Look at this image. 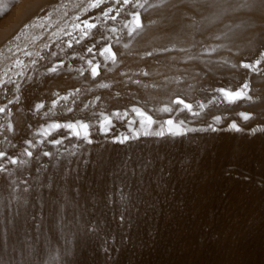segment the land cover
<instances>
[{
	"label": "rangeland",
	"instance_id": "374dc122",
	"mask_svg": "<svg viewBox=\"0 0 264 264\" xmlns=\"http://www.w3.org/2000/svg\"><path fill=\"white\" fill-rule=\"evenodd\" d=\"M5 1L0 0V107L5 108L0 113V151L5 153L0 158V167L4 169L0 171V264H264V132H252L253 128H264V16L258 26L253 24L252 18L255 10L264 5V0H221L220 13L211 15L208 22L205 21L206 12L197 13L198 16L190 6L175 4V0H148L147 3L146 0H135L132 5H142V16L147 19L145 27L175 36L158 38L145 34L132 40L135 35L129 37L126 34L128 30L122 29V19L110 22L112 26H118L117 33H122L96 44V51L109 43L115 47L125 42L128 43L127 52L121 51L116 65L109 63L107 66L97 55L95 60L102 65V78L99 75L95 80L89 66H85L87 60L93 58L86 48L95 43V39L89 38L87 42L84 40L80 45L68 48V38L64 35L68 27L67 30H71V21L80 11L77 7L80 0ZM211 1L214 2L211 5L217 2ZM237 6L238 10H249L236 13V18L244 24L249 21L248 24H253L244 25L242 39L238 35L234 37V22L223 19L235 13ZM39 16L44 21L39 20ZM178 19L182 22L178 23ZM251 29L254 30L252 37ZM175 32L179 34H171ZM236 39L245 41L234 50L231 47ZM138 40L140 45L129 43ZM224 48L229 51L222 52ZM53 52L57 53L55 57ZM41 56L44 59H40ZM81 56L83 60L79 58ZM59 58L64 61V67L57 73H49L47 69L58 63ZM33 59L37 61L34 66L31 65ZM17 60H26L23 65L29 67L23 78L15 76L22 70L16 66ZM257 60H260L259 65ZM246 63L252 64L250 69L243 66ZM79 66L83 67L86 77L80 74ZM6 71L8 75L3 77ZM9 75L20 84L19 92L15 91V84L5 82ZM102 83L109 86L100 88ZM243 85L247 87L243 88ZM221 88L243 89L250 97L228 103L219 91ZM177 98L186 99L198 114L181 110L182 106L175 104ZM54 101L57 103L52 109ZM40 103L44 108L37 112L35 106ZM86 104L87 108L84 107ZM133 107L146 110L154 117L157 121L154 129L172 118L183 119L192 128L213 124L218 131L189 133L171 143L166 139L143 136L133 142L141 146L136 148V155L153 159L164 156V163L173 174L176 192L172 199L177 206L163 214L158 209L154 218L150 216L141 221L138 229L130 233L135 240V244H130L120 242L122 230L117 227L119 185L122 180L133 188L138 185L136 178L120 174L117 166L127 145L114 144L112 139L129 134L127 119H117L113 114L127 112L128 118H135L131 111ZM166 107L172 112L165 113ZM68 108L72 111H67ZM50 110L55 115L45 116L44 113H50ZM241 113L250 115V119L244 121ZM103 115L110 116L114 125L106 135L99 129ZM216 116L221 117L219 124H215ZM75 120L93 122L90 128L92 144L72 137L65 139L63 145L53 146L47 141L37 145L30 149L32 158L23 154L28 147L26 141H35L41 126ZM232 122H236L242 131L229 130ZM66 135L61 129L48 140ZM72 143L80 147L77 156L71 157V164L62 159L54 166V159L42 155L38 163L37 153L48 150L55 155L58 148L63 151ZM10 157L17 158L18 164L12 165ZM21 159L28 163L20 165ZM42 164L47 165V171L37 172ZM25 188H28L27 192ZM61 210L66 219L75 216L81 222H97L100 231L87 235L81 231L78 236L62 232L59 227ZM37 224L40 225L38 230ZM149 230L152 238L148 237ZM112 235L116 237L115 241L105 243V237Z\"/></svg>",
	"mask_w": 264,
	"mask_h": 264
},
{
	"label": "snow or ice",
	"instance_id": "6c2138e0",
	"mask_svg": "<svg viewBox=\"0 0 264 264\" xmlns=\"http://www.w3.org/2000/svg\"><path fill=\"white\" fill-rule=\"evenodd\" d=\"M135 2V0H80L78 8L80 11L75 15L73 22L71 24V30H64V35L67 39V47L73 48V45H80L84 40L89 38H94L95 43L86 48L87 53L93 54L92 59L87 60V64L90 69L91 77L93 80L100 75V69L102 67L99 61H96L95 58L98 55L102 58L103 64L107 66L109 63L112 65L117 64V54L113 51L111 43L107 46H103L100 50L96 51V44L101 43V41H108L111 38L116 37L117 27L112 26L110 22H116L119 19L123 20V29H127V35L131 37L134 32L142 27L141 13L139 11H129V7ZM123 9V12H122ZM98 10V11H97ZM134 21V27H130L131 23ZM118 42V38H117ZM63 43V41H62ZM50 47V45H46ZM60 47V45H57ZM61 53L63 48H60ZM28 55H31L30 53ZM57 53L53 52L52 56L55 57ZM73 58H76V54H73ZM84 59L83 56L79 57ZM40 59H44L43 56ZM37 61L33 59L31 65H36ZM257 65L260 64V60H257ZM17 67H20L22 70L17 72L16 75L25 76V71L27 66L23 65V62L17 61ZM64 67V61L60 60L58 63L53 64L52 67L47 69L49 73H57L59 69ZM244 67L247 69L251 68V65L245 64ZM71 68V65H69ZM80 74L84 75V70L79 69ZM5 76L8 75L7 71L4 73ZM31 80V77L27 78ZM6 83L15 84V91L19 92L20 84L12 79L8 78ZM108 84H100V88H107ZM247 85H243V88ZM79 91V89H77ZM220 93L227 99L228 103H236L238 100L249 99L250 96H246L243 92V89L236 91H226L223 88L219 89ZM66 99V97L64 98ZM99 99V97H97ZM16 100H19V96L16 97ZM12 103V101H9ZM57 101H54L52 104V109H55ZM175 104L181 105V110H187L193 115H197L193 109V105L186 103L182 99H177ZM94 106V105H93ZM36 111L44 108V104L40 103L36 106ZM85 108L88 107L86 104ZM203 108V105H200ZM5 111L4 107H0V113ZM67 111H72L71 108H68ZM132 113L135 114V118H128V113H114L113 115L117 119H127V128L129 134H121L114 136L112 143L127 145L125 150V155L121 158V163L117 166L120 170V174L127 177L131 175L136 178L135 183L138 187L133 188L132 185L125 183L123 180L119 185V198L117 201L118 208L117 211L119 215L117 217L118 224L117 227L122 230L123 239L120 241H128L130 244H135V240L130 233L134 229H138V225L141 221L147 220L150 216L155 217L157 210L159 209L160 214H163L165 210H170L177 206L172 198L175 195L176 187L172 183L173 174L170 170V167H166L164 163V156H157L153 159L151 156L142 157L141 155L134 154L136 148L141 147L139 144L133 142L140 140L141 136L143 137H156L161 140H167L171 143L172 141L178 140L187 136L189 133L193 132H216L218 129L213 125L209 124L206 128H192L187 126V122L183 119L174 120L169 118L159 124L158 128H153L154 124H157V121L153 118L152 115H149L142 111L140 108L133 107L131 109ZM165 113L172 112L171 108H164ZM49 114L55 115V112L50 110L49 112L44 113L45 116ZM242 119L248 121L250 115L241 113ZM221 121L220 116L215 117V124H219ZM138 124V127L136 125ZM93 127V122L87 120H75L68 121L65 123L53 122L47 124L46 126H41V128L36 132L35 141L29 140L26 141L28 147L24 149L23 154L28 158L33 157V151L37 145H43L45 141L56 145H63L64 140H71L72 137H75L77 141H84L87 144H92L93 140L90 139V128ZM114 127L112 119L108 115H103L99 121V129L102 134H107ZM63 129L67 135L61 136L60 138L54 140H48L49 136H52L54 132H58ZM8 130H12V125H8ZM229 130L240 132L242 131L241 127L237 125L236 122H232L229 126ZM256 131L264 132V128H253V134ZM15 146V145H13ZM80 145L72 143L69 148H64L61 151L57 149L55 155L48 151L43 150L41 153H37L36 159L39 160L40 155L43 157H49L50 159L55 160V165H59L62 159L66 160L68 164L72 163L71 157L77 156V151ZM5 155L4 152L0 151V158ZM9 161L12 165H17V158L10 157ZM28 161L23 159L19 160L20 165L27 164ZM86 164L87 161L85 160ZM168 165H171V161L168 162ZM41 169L47 171V165H40L36 169L37 172H40ZM4 169L0 167V171ZM50 179V178H49ZM25 192L28 191V188L24 189ZM109 204L112 203L111 196H109ZM60 229L62 232L67 231L69 234L79 235L81 231L87 235L89 232L96 234L100 231V225L95 221L81 222V220L75 216L65 218L63 211L61 210L60 215ZM40 225L37 224L36 228L39 229ZM137 235L139 232L137 231ZM148 237L152 238V231L149 230ZM116 237L114 235L105 237V243L110 241H115ZM104 251H109L108 248H104Z\"/></svg>",
	"mask_w": 264,
	"mask_h": 264
},
{
	"label": "bare ground",
	"instance_id": "6f19581e",
	"mask_svg": "<svg viewBox=\"0 0 264 264\" xmlns=\"http://www.w3.org/2000/svg\"><path fill=\"white\" fill-rule=\"evenodd\" d=\"M4 1V0H3ZM7 1V0H6ZM5 1V2H6ZM48 1H50L51 2V0H48ZM54 1V0H53ZM56 1H58V0H56ZM78 1V0H77ZM147 1L148 0H146L145 2L147 3ZM154 1V0H153ZM160 1V0H159ZM249 1V0H248ZM14 2V1H13ZM13 2H12V4H13ZM16 2V1H15ZM24 2V1H23ZM68 2V1H67ZM71 2V1H70ZM144 2V3H145ZM236 2V1H235ZM241 2H243V1H241ZM42 3H43V1H42ZM52 3H54V2H52ZM52 3H51V5H52ZM174 3L175 4H178V5H185V7L186 6H190V8L192 9V12L194 11V12H196V14L197 13H201V12H206V14H205V16H206V19H205V21H209L210 19H208L211 15L212 16H214L216 13L218 14V13H220V11H221V9L220 8H218L219 6H221L222 5V2H221V0H217V2L215 3V4H213V5H211L212 3H214L213 1H211V0H175L174 1ZM258 3V2H257ZM263 3V2H262ZM2 4V3H1ZM9 4H10V2H9ZM8 4V5H9ZM50 4V3H49ZM76 4V3H75ZM226 4V3H225ZM43 5V4H42ZM46 4H45V2H44V6H45ZM61 5V4H60ZM145 5V4H144ZM228 5V4H227ZM70 6V5H69ZM73 6H75L76 7V5H74L73 4ZM256 6H257V4H256ZM258 6H259V4H258ZM2 7V6H1ZM41 7V6H40ZM43 7V6H42ZM40 8V10L42 9L43 10V8ZM51 7V6H50ZM49 7V8H50ZM64 7V6H63ZM77 7H78V3H77ZM144 7V6H143ZM151 7H153V4L151 5ZM169 8V7H168ZM172 8V7H171ZM14 9V8H13ZM70 9V8H69ZM77 9V8H76ZM155 9V8H154ZM175 9V8H174ZM223 9V8H222ZM238 9H240V8H238V6H237V9L235 10V13H231L230 15H226V16H224L223 17V19H226V20H231V21H233L234 23H233V26H234V37H235V35H238L241 39L242 38H244L243 37V29L244 28H246L244 25H247L249 22H247V24H244L245 22L244 21H242V20H238L237 18H236V16H237V14L236 13H238V12H242V13H245L247 10H249V9H242L241 8V10H238ZM40 10L38 11V10H36V11H38L39 13H40ZM50 10V9H49ZM51 10H52V8H51ZM65 10V9H64ZM132 10H135V11H139L140 13L142 12V5H141V3H139V4H137V5H131V7H130V9H129V11H132ZM162 10V9H161ZM46 11V10H45ZM73 11L75 12V10L73 9ZM72 11V12H73ZM77 11H78V9H77ZM76 11V12H77ZM144 11V10H143ZM175 11V10H174ZM12 12H15V11H12ZM42 12V11H41ZM44 12V11H43ZM51 12V11H50ZM168 12V11H167ZM180 12V11H179ZM39 13L37 14L36 13V16L37 15H39ZM47 13V12H46ZM66 13V12H65ZM152 13H154V15H156V13L153 11V9H152ZM161 13V12H160ZM165 13V12H164ZM163 13V14H164ZM169 13V12H168ZM171 13V12H170ZM176 13V12H175ZM183 13H184V11H183ZM64 14V13H63ZM70 14V13H69ZM41 15V14H40ZM43 15H44V13H43ZM42 15V16H43ZM65 15H68V14H65ZM152 15V14H151ZM166 15H169V14H166ZM178 15V14H177ZM198 15V14H197ZM197 15L195 16V17H197ZM200 15V14H199ZM198 15V16H199ZM35 16V17H36ZM71 16V15H70ZM249 16V15H248ZM263 16H264V5H262L261 4V7L260 8H258L257 10H255V12L253 13V16H252V18H254V23L253 24H255V26H258L259 24H261V22H262V19H263ZM155 17H157V16H155ZM162 17H163V15H162ZM181 17V16H180ZM194 17V18H195ZM220 17V16H219ZM39 18V20H43L42 18H41V16H39L38 17ZM44 18V17H43ZM65 18H66V16H65ZM72 18V17H71ZM74 18V17H73ZM146 18V17H145ZM148 18V17H147ZM161 18V17H160ZM171 18V17H170ZM203 18V17H202ZM216 18V17H215ZM35 19V18H34ZM33 19V20H34ZM37 19V18H36ZM163 19V18H162ZM173 19H175V18H173ZM196 19V18H195ZM198 19V18H197ZM248 19H250V18H248ZM12 20V19H11ZM61 20V19H60ZM71 20V19H70ZM141 20H142V27L140 28V29H138V33L137 34H135L134 33V37L132 38V40H136V39H139L140 37H141V35H145V34H147V36H149V35H151V36H158V38L161 36V37H163V38H166V37H168V38H171V37H174L173 35H170L169 33H166V34H160V33H158V31L157 30H151V29H149L147 26L145 27L144 26V24H145V20H146V22H147V19H144V17L142 16V13H141ZM152 20V19H151ZM153 20H155V19H153ZM176 20V19H175ZM199 20H201V19H199ZM245 20H246V18H245ZM251 20V19H250ZM27 21V20H26ZM34 21H36V20H34ZM44 21V20H43ZM174 21V20H173ZM198 21V20H197ZM71 22H73V21H71ZM151 22V21H150ZM156 22V21H155ZM160 22V21H159ZM177 22L178 23H181L182 21H180L179 19L177 20ZM192 22V21H191ZM199 23H201L200 21H198ZM251 22H252V20H251ZM53 22H51V24H52ZM186 23V22H185ZM29 24H31V23H29ZM38 24V23H37ZM69 24V23H68ZM170 24V23H169ZM208 24V23H207ZM253 24H251L252 26H253ZM23 25V24H22ZM25 25H27L28 26V24H24V26ZM33 25V24H32ZM31 25V26H32ZM49 25V24H48ZM54 25V24H53ZM56 25V24H55ZM61 25V24H60ZM65 25H67V24H65ZM65 25H63V26H65ZM71 25V24H70ZM165 25V24H164ZM176 25V24H175ZM183 25V24H182ZM199 25V24H198ZM232 25V24H231ZM249 26H251L250 24H248ZM263 25V24H262ZM30 26V25H29ZM30 26V27H31ZM41 26V25H40ZM52 26V25H51ZM68 26V25H67ZM181 26V25H180ZM216 26V25H215ZM26 27V26H25ZM34 27V26H33ZM55 27V26H54ZM116 27V26H115ZM118 27V26H117ZM133 27H134V21H133ZM145 27V28H144ZM156 27V26H155ZM171 27V26H170ZM186 27V26H185ZM260 27H262V26H260ZM29 28V27H28ZM51 28V27H50ZM69 28V27H68ZM67 28V29H68ZM167 28V27H166ZM183 28V27H182ZM232 28V27H231ZM253 28V27H252ZM257 28V27H256ZM256 28H254V30L256 29ZM52 29V28H51ZM66 29V28H65ZM122 29H123V27H122ZM197 29V28H196ZM195 29V31H197ZM229 29V28H228ZM30 30V29H29ZM54 30H55V28H54ZM121 30V29H120ZM185 30V29H184ZM184 30H182V32L184 31ZM186 30H187V28H186ZM230 30V29H229ZM233 30V29H232ZM251 30H253V29H251ZM254 30L253 31H250V36L252 37L253 36V32H254ZM23 31V30H22ZM31 31V30H30ZM48 32L50 31L49 30V28H48V30H47ZM176 31V30H175ZM180 31H181V29H180ZM192 31V30H191ZM260 31H261V28H260ZM29 32V31H28ZM37 32V31H36ZM46 32V31H45ZM62 32V31H61ZM186 32V31H185ZM212 32V31H211ZM218 32V31H217ZM231 33H232V31H230ZM26 33V32H25ZM50 33V32H49ZM119 33H122V31L121 32H119ZM119 33H117L118 35H119ZM24 34V33H23ZM22 34V35H23ZM42 34V33H41ZM59 34V33H58ZM124 35H125V33H123ZM127 34V33H126ZM171 34H179L178 32H175V33H171ZM189 34V33H188ZM42 35H44V34H42ZM117 35V37H119ZM123 35V36H124ZM165 35V36H164ZM192 35V34H191ZM219 35V34H218ZM49 36V35H48ZM123 36H121V37H123ZM246 36V35H245ZM36 37V36H35ZM41 37V36H40ZM43 37V36H42ZM47 37V36H46ZM145 37V36H144ZM249 37V36H248ZM188 38V37H187ZM27 39V38H26ZM32 39H33V37H32ZM44 39V38H43ZM52 39V38H51ZM50 39V40H51ZM113 39V38H112ZM249 40H251L250 38H248ZM6 40V39H5ZM19 40H21V39H19ZM28 40H29V38H28ZM45 40V39H44ZM49 40V39H48ZM50 40H49V42H50ZM90 40H91V38H90ZM89 40V41H90ZM152 40V39H151ZM157 40V39H156ZM184 40V39H183ZM182 40V41H183ZM197 40V39H196ZM226 40V39H225ZM229 40V39H228ZM12 41V40H11ZM16 41V40H15ZM30 41V40H29ZM40 41V40H39ZM86 41V40H85ZM125 41V40H124ZM142 41V40H141ZM147 41V40H146ZM155 41V40H154ZM167 41V40H166ZM223 41V40H222ZM245 41V40H244ZM244 41H242V40H234V42H233V45H232V47H231V49H233L234 48V50H235V48H239V46H241L242 45V43L244 42ZM246 41H248V40H246ZM27 42V41H26ZM87 42V41H86ZM151 42V41H150ZM160 42H162V41H160ZM176 42H177V40H176ZM16 43V42H15ZM30 43V42H29ZM28 43V44H29ZM46 44H47V41L45 42ZM130 44H138V45H140V40H138V41H135V43H133V42H129ZM231 43V42H230ZM253 43V42H252ZM24 44V43H23ZM50 44V43H49ZM86 44V43H85ZM91 44V43H90ZM147 44V43H146ZM163 44V43H162ZM225 44V43H224ZM250 44V43H249ZM20 45V44H19ZM42 45H43V43H42ZM87 45H89V44H87ZM178 45V44H177ZM204 45H206V44H204ZM216 44H214V46H215ZM245 45V44H244ZM264 45V44H263ZM14 46H16V45H14ZM36 46V45H35ZM41 46V45H40ZM85 46V45H84ZM127 46H128V43H125V42H123L122 44H120V45H118V46H115V47H113L112 46V48H113V51L114 52H116V54H117V56L119 57L120 56V53H121V51L122 52H127ZM172 46V45H171ZM247 46V45H246ZM251 46H252V44H251ZM257 46V45H256ZM11 47V46H10ZM23 47V46H22ZM27 47V46H26ZM39 47V46H38ZM85 47H87V46H85ZM161 47V46H160ZM207 47V46H206ZM212 47H213V45H212ZM248 47V46H247ZM9 48V47H8ZM16 48H17V46H16ZM19 48V47H18ZM29 48V47H28ZM27 48V49H28ZM49 48V47H48ZM158 48V47H157ZM173 48V47H172ZM208 48V47H207ZM242 48V47H241ZM10 49V48H9ZM22 49V48H21ZM20 49V50H21ZM24 49V48H23ZM37 49V48H36ZM79 49V48H78ZM164 50H165V48H163ZM210 49V48H209ZM244 49V48H243ZM248 49V48H247ZM253 49V48H252ZM7 50V49H6ZM31 50H32V47H31ZM38 50V49H37ZM146 50V49H145ZM150 50H152V48L150 49ZM150 50H149V52H150ZM157 50V49H156ZM160 50H161V48H160ZM213 50V49H212ZM233 50V51H234ZM16 51V50H15ZM18 51V50H17ZM16 51V52H17ZM24 51V50H23ZM25 51H28L29 52V50H26L25 49ZM24 51V52H25ZM75 51V50H74ZM77 51V50H76ZM176 51V50H175ZM211 51V50H210ZM228 52L229 51V49H227V48H224L223 50H222V52ZM237 51H239V49L237 50ZM147 52H148V50H147ZM242 52V51H241ZM256 52V51H255ZM263 52H264V50H263ZM33 53H34V50H33ZM40 53V52H39ZM77 53V52H76ZM238 53V52H237ZM254 53V52H253ZM11 54V53H10ZM9 54V55H10ZM13 54V53H12ZM18 54V53H17ZM23 54V53H22ZM48 54H50V53H48ZM91 54V53H90ZM89 54V55H90ZM147 54V53H146ZM151 54V53H150ZM239 54H241V53H239ZM256 54V53H255ZM2 55V54H1ZM0 55V56H1ZM88 55V56H89ZM92 55V54H91ZM149 55V54H148ZM230 55V54H229ZM242 55V54H241ZM248 55H249V52H248ZM251 55V54H250ZM262 55V54H261ZM264 55V54H263ZM7 56V55H6ZM5 56V57H6ZM13 56H15V53H14V55ZM22 56V55H21ZM84 56V55H83ZM87 56V55H86ZM252 56H253V54H252ZM4 57V58H5ZM18 57H19V55H18ZM18 57L16 56V58L18 59ZM90 57V56H89ZM156 57V56H155ZM240 57V56H239ZM250 57V56H249ZM263 57V56H262ZM261 57V58H262ZM2 58V57H1ZM24 58H25V56H24ZM23 57H22V59H24ZM98 58V57H97ZM222 58V57H221ZM224 58V57H223ZM7 59V58H6ZM11 59V58H10ZM19 59H20V57H19ZM86 59H88V58H86ZM92 59V58H91ZM237 59V58H236ZM256 59V58H255ZM7 60H9V59H7ZM21 60V59H20ZM30 60V59H29ZM59 60H60V58H59ZM68 60V59H67ZM235 60V59H234ZM262 60V59H261ZM9 61H11V60H9ZM16 61V60H15ZM14 61V62H15ZM18 61V60H17ZM26 60H23L22 62H25ZM84 61H86V60H84ZM245 61V60H244ZM244 61H242V62H244ZM5 62V61H4ZM14 62H13V64H14ZM52 62V61H51ZM185 62V61H184ZM2 63H3V61H2ZM28 63V62H27ZM41 63V62H40ZM78 63V62H77ZM228 63V62H227ZM251 63V62H250ZM25 64V63H24ZM30 64V63H29ZM48 64V63H47ZM82 64V63H81ZM231 64H233V63H231ZM236 64V63H235ZM238 64V63H237ZM247 64V63H246ZM10 65H12V63L10 64ZM80 65V64H79ZM143 65V64H142ZM241 65H243V64H241ZM252 65V64H251ZM1 66V65H0ZM17 66V65H16ZM29 66V65H28ZM50 66V65H49ZM81 66V65H80ZM79 66V67H80ZM85 66H88V65H85ZM144 66V65H143ZM244 66V65H243ZM7 67H8V64H7ZM11 67V66H10ZM209 67V66H208ZM4 68H5V66H4ZM12 68V67H11ZM14 68V67H13ZM27 68H29V67H27ZM83 68V67H82ZM89 68V67H88ZM147 68V67H146ZM18 69H20V68H18ZM47 69V68H46ZM80 69H81V67H80ZM85 69V68H84ZM87 69V68H86ZM13 70V69H12ZM16 70V69H15ZM101 70V69H100ZM148 70V69H147ZM213 70V69H212ZM9 71H10V69H9ZM20 71V70H19ZM36 71V70H35ZM90 71V70H89ZM3 72V71H2ZM68 72V71H67ZM78 72V71H77ZM101 72V71H100ZM11 73H12V71H11ZM17 73V72H16ZM67 74V73H66ZM79 74V73H78ZM85 74V73H84ZM35 75H36V73H35ZM47 75V74H46ZM50 75V74H49ZM12 76V75H11ZM15 76H16V74H15ZM14 76V77H15ZM76 76V75H75ZM85 76V75H84ZM89 75L87 74V77H88ZM3 77H4V74H3ZM9 77H10V75H9ZM13 77V78H14ZM17 77V76H16ZM37 77V76H36ZM80 77V76H79ZM86 77V76H85ZM99 77V76H98ZM100 77H101V75H100ZM8 78V77H7ZM83 78V77H82ZM102 78V77H101ZM35 79V78H34ZM88 79H89V77H88ZM104 79V78H103ZM25 80V79H24ZM45 80V79H44ZM52 80V79H51ZM81 80H83V79H81ZM90 80V79H89ZM33 81V80H32ZM46 81V80H45ZM45 81H43L42 83H44ZM68 81V80H67ZM91 81V80H90ZM89 81V82H90ZM20 82V81H19ZM69 82V81H68ZM86 82V81H85ZM84 82V83H85ZM92 82V81H91ZM95 81H93V83H94ZM49 83V82H48ZM36 84V83H35ZM70 84V83H69ZM80 84V83H79ZM7 85V84H6ZM11 85V84H10ZM66 85V84H65ZM72 85V84H71ZM25 86V85H24ZM86 86H87V84H86ZM115 86V85H114ZM8 87V86H7ZM30 87V86H29ZM57 87V86H56ZM90 87V86H89ZM236 87V86H235ZM85 88V87H84ZM116 90V89H115ZM123 90V89H122ZM224 90H226V91H236V90H241V89H224ZM64 92V91H63ZM59 93V92H58ZM259 93V92H258ZM98 94V93H97ZM258 95V94H257ZM252 96V95H251ZM256 97V96H255ZM254 97V98H255ZM252 98V97H251ZM177 99H182V100H184L186 103H189L188 101H186V99H184V98H177ZM177 99H175V101L177 100ZM3 102V101H2ZM13 102V101H12ZM1 103V102H0ZM247 103V102H246ZM35 104V103H34ZM244 105H245V103H244ZM12 107V106H11ZM244 107V106H243ZM28 108V107H27ZM12 109V108H11ZM142 111H144L145 113H147V114H149V115H151L150 113H148V112H146V110H143V109H141ZM240 111V110H239ZM239 113V112H238ZM154 118V117H153ZM23 125V124H22ZM15 126V125H14ZM21 126V125H20ZM19 127V126H18ZM16 132H18V131H16ZM24 132V131H23ZM18 136V135H17ZM20 139V138H19ZM3 158V157H2ZM28 159V158H27ZM34 159V158H33ZM30 160H32V159H30ZM35 160V159H34ZM27 161V160H26ZM38 161V160H37ZM3 162V161H2ZM38 163H39V161H38ZM32 164H35L34 162L32 163ZM22 166H25V165H22ZM29 166V165H28Z\"/></svg>",
	"mask_w": 264,
	"mask_h": 264
}]
</instances>
